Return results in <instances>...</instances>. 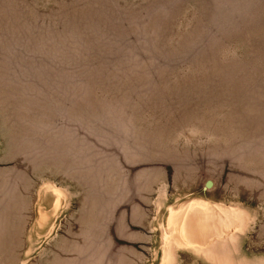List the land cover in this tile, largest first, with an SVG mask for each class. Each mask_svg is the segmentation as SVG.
<instances>
[{"label":"rangeland","instance_id":"rangeland-1","mask_svg":"<svg viewBox=\"0 0 264 264\" xmlns=\"http://www.w3.org/2000/svg\"><path fill=\"white\" fill-rule=\"evenodd\" d=\"M0 264H264V0H0Z\"/></svg>","mask_w":264,"mask_h":264},{"label":"bare ground","instance_id":"bare-ground-1","mask_svg":"<svg viewBox=\"0 0 264 264\" xmlns=\"http://www.w3.org/2000/svg\"><path fill=\"white\" fill-rule=\"evenodd\" d=\"M211 185H212L211 183H208V184H207V188H211ZM202 209H203V208H202ZM192 212H193V211H192ZM181 213H182V212H181ZM186 213H187V211H186ZM189 213H190V212H189ZM196 214L199 215V213H196ZM192 215H193V214H192ZM186 216H187V215H186ZM188 217H189V216H188ZM217 217H218V216H217ZM184 218H185V217H184ZM190 219H192V218H190ZM196 219H197V217L195 218V221H194V222L191 221V222H193V223H189V221H188V223H189V224H194V223L197 221ZM209 219H210V218H209ZM218 219H219V218H218ZM186 220H187V218H186ZM188 220H189V219H188ZM184 221H185V220H184ZM170 222H171V221H170ZM181 222H183V221H181ZM186 222H187V221H186ZM186 222H183V223H186ZM206 222H207V221H206ZM210 222H211V221H210ZM216 222H217V221H216ZM216 222H215V223H216ZM222 222H223V221H222ZM177 223H180V222H177ZM201 223H203V222H201ZM211 223H212V222H211ZM211 223H209V224H211ZM213 224H214V223H212V225H213ZM217 224H221V221L219 220V222H218ZM170 225H171V224H170ZM178 225H179V224H178ZM178 225H177V226H178ZM184 225H185V224H183V226H184ZM215 225H216V224H215ZM221 225H222V224H221ZM221 225H217V226H221ZM177 226H176V227H177ZM190 226H191V225H190ZM192 226H193V225H192ZM201 226H202V225H201ZM181 227H182V225H181ZM187 227H189V226H187ZM199 227H200V226H199ZM184 228H185V227H184ZM184 228L182 227V231H184V230H183ZM209 228H210V227H209ZM200 229H201V228H200ZM177 230H178V229H177ZM186 230H187V228H186ZM196 230H198V228H196ZM198 231H199V230H198ZM174 232H175V231H174ZM200 232H201V231H200ZM200 232H199V233H200ZM202 232H203V231H202ZM207 232H208V231H207ZM178 233H179V232H178ZM183 233H186V232H183ZM183 233H180V234H183ZM188 233H189V232H188ZM172 234H173V233H172ZM192 234H193V233H192ZM196 234H197V232H196ZM175 235H176V234H175ZM175 235H173V236L175 237ZM183 235H184V234H183ZM186 235H187V234H186ZM186 235H185V239H187V238H186ZM190 235H191V233H190ZM190 235H189V239H191V238H190ZM193 235H194V234H193ZM193 235H191V237H192ZM198 235H200V234H197V235H196L197 238H198ZM194 236H195V235H194ZM194 236L192 237L191 240H193V238L196 237V236H195V237H194ZM206 236H207V235H206ZM177 237H178V236H177ZM175 238H176V237H175ZM177 239H179V237H178ZM179 240H181V239H179ZM191 240H189V241H191ZM185 241H186V240H185ZM194 241H195V240H193L192 242H194Z\"/></svg>","mask_w":264,"mask_h":264}]
</instances>
